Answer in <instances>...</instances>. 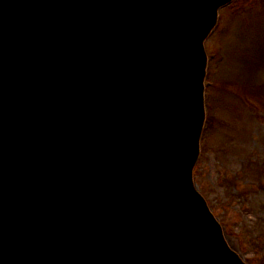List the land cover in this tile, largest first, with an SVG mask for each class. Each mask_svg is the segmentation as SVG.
Here are the masks:
<instances>
[{
  "label": "water",
  "instance_id": "95a60500",
  "mask_svg": "<svg viewBox=\"0 0 264 264\" xmlns=\"http://www.w3.org/2000/svg\"><path fill=\"white\" fill-rule=\"evenodd\" d=\"M230 1L0 0V264H243L191 181Z\"/></svg>",
  "mask_w": 264,
  "mask_h": 264
},
{
  "label": "rangeland",
  "instance_id": "374dc122",
  "mask_svg": "<svg viewBox=\"0 0 264 264\" xmlns=\"http://www.w3.org/2000/svg\"><path fill=\"white\" fill-rule=\"evenodd\" d=\"M219 16L205 42L206 121L194 183L228 246L246 264H264V0H234Z\"/></svg>",
  "mask_w": 264,
  "mask_h": 264
}]
</instances>
